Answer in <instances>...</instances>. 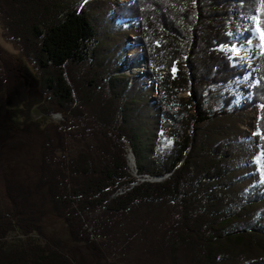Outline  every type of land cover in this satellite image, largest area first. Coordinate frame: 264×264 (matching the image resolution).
I'll return each mask as SVG.
<instances>
[{"label":"trees","instance_id":"1","mask_svg":"<svg viewBox=\"0 0 264 264\" xmlns=\"http://www.w3.org/2000/svg\"><path fill=\"white\" fill-rule=\"evenodd\" d=\"M92 1L83 0L77 10V7L66 6L65 0H0L4 35L31 60L36 70L45 75L41 92L47 101L61 105L63 111H68L73 104L72 89L68 84L71 82L69 69L87 64L86 50L96 35L95 25L86 12ZM117 7L112 18L128 21L136 27L137 35L132 45L138 46L139 51L130 55L133 59L128 56L124 68L116 73L126 79L146 77L142 87H150L152 91L151 98L150 93L147 97L146 109L147 129L151 134L147 157L141 158L145 141L141 135L142 127L133 122L138 113L137 106L120 107L113 93L115 85L102 81L99 82L108 85L112 91V99L117 101L118 108L116 113L111 112L106 117L97 111L100 120L96 117L95 121L103 126L93 132L96 134L95 147L104 158L99 163H95L91 154L79 155L68 162L57 155L64 140L60 126L58 143L53 137L43 142L38 175L34 184L29 185L8 174L1 163L0 144V179L9 201L7 209L0 207V264H85L76 255L80 244L96 253L99 264H109L104 249L113 245L121 250L131 249L139 233L145 236V248H141V252L160 263L164 262L166 250L175 264H219L220 252L230 256L223 247H216L211 241L190 248L192 246L181 231L167 241L168 247L162 245L150 223L157 209L185 201L187 194L183 185L185 175L191 169L200 175L198 182L201 185L220 180L228 172V167L218 158L228 159L233 151L227 148L222 154V143L200 157L204 160L202 166L193 165L196 163L198 132L205 122L257 108V135L264 162V51L258 60L257 71L252 70L247 62L237 57L236 47L253 37V27L252 31L242 32V39L238 29L235 30L238 13H244V18L254 14L256 27L264 33V0H133ZM144 59L147 60L144 74L136 70L127 73L132 64L145 62ZM11 73L12 67L4 60L0 47V86L8 81ZM85 80L93 85L92 80L87 77ZM80 84L83 86L82 82ZM220 87L224 91L219 96V105L211 108L208 100ZM77 109L82 111L80 107ZM87 122L91 123L90 118ZM119 140H126L133 151L138 177L130 175L123 156L126 151L119 149ZM143 176L161 179L142 181ZM121 188L127 191L116 195ZM213 191L217 198L215 187ZM141 210L146 215L142 216ZM203 211L198 224L214 232L221 224L232 229L228 240L234 247L242 244L246 237H254L247 236L233 222V218L240 216L239 209L235 216L224 215V219L214 209ZM95 212H98L95 218L103 235L112 240L113 245L104 240L97 242L93 230L84 227L83 217ZM49 214L64 225L74 243L72 246L65 247L58 238L52 240L47 236L45 223ZM129 216L136 220L123 234L122 222L129 221ZM15 229L26 238L22 244L17 246L2 241ZM35 234L47 241L33 239ZM257 236L263 239L264 230L258 229ZM146 238L150 240L149 245ZM194 249L195 253L191 254ZM109 250L117 251L115 248ZM244 260L241 259V264H264V255ZM228 262L237 264L235 257L226 264ZM112 264L123 263L117 260Z\"/></svg>","mask_w":264,"mask_h":264},{"label":"rangeland","instance_id":"2","mask_svg":"<svg viewBox=\"0 0 264 264\" xmlns=\"http://www.w3.org/2000/svg\"><path fill=\"white\" fill-rule=\"evenodd\" d=\"M82 1L73 0L70 3L65 0V4L73 9L77 7L78 10L83 5ZM131 1L133 0H94L87 5L86 12L95 25L96 35L86 50L88 65L83 64L69 69L71 82L68 84L72 89L73 104L68 111H63L56 101H47V97L41 92V82L45 75L36 70L31 60H28L18 46L4 35L5 30L0 20V47L4 60L12 67L8 81L0 86L1 163L11 177L18 178L29 185L34 184L38 175L37 165L40 161L42 144L52 137L58 143L57 132L60 131V126L63 128L64 140L60 144L61 149L57 151V155L68 162L79 155L91 154L95 158V163H99L100 159L104 158L98 154L95 147L96 134L94 135L93 132L101 130L103 126L101 122L95 121L96 117H99L97 111L100 110V115L106 117L111 112H117L118 104L120 107L131 104L137 106L138 113L133 122L142 127L141 135L145 141L141 158L146 159L149 147L148 138L151 135L150 130L147 129L149 117H147L146 109L147 97L149 93L150 98L152 95L151 88L142 87L143 82L147 80L146 77L135 76L126 79L121 73H116L124 68L128 56L129 59H133L134 56L130 57V55L139 51L138 46L132 45V40L137 35L136 27L130 25L128 21L112 18L114 8H118L117 6L121 3ZM244 15V13H238L236 19L235 30L238 29V36L242 39V32L251 31V27L254 32L249 41H243L239 44L240 47H236V55L247 62L252 70L257 71L258 60L262 55L259 54L262 51L260 33L254 28V14L246 18ZM141 61L140 73L144 74L147 71V63ZM132 66L127 71L128 74L135 71ZM85 77L95 83L91 81L93 85L87 84L86 80L83 81ZM99 81L115 85L113 93L117 97L118 104L112 99V91L109 90L108 85ZM223 91L221 87L215 89V96L208 100L211 108L218 107L219 96ZM182 95L187 96L188 93ZM76 104L82 111L77 109ZM88 118L91 123L87 122ZM257 118L258 109L255 108L237 114L229 113L201 125L195 147L196 163L193 165L202 166L201 162L204 160L200 157L222 143V154L227 148L233 151L228 159L218 158V161L228 167V172L223 174L220 180L209 182L210 186L201 185L198 182L200 175L192 172V169L185 175L183 185L187 194L184 196L185 201L170 203L162 209H157L152 216L150 224L153 223L155 237L161 244L164 243L168 247L167 241L174 239L175 235L181 231L180 234L185 235L187 243L192 246L190 248L193 249V247L201 246V243L207 244L211 241L212 245L223 247L232 260L235 257L237 264L242 263L241 259H245V262L257 255H264V238L257 236L258 229L264 230V162L257 135ZM155 126H153V131L156 130ZM125 143L126 140H119V149L126 151V155L123 154V156L127 160L130 175L138 177L135 156ZM88 144L94 147H87ZM128 157L134 158L132 165ZM212 186L218 193L217 198L213 194ZM8 206L6 188L0 179V207L5 210ZM210 208L214 209L215 213H219L221 218L224 215L235 216L236 209H239L238 214L243 217L236 216L233 222L247 236L254 237H246L242 244L234 247L233 242L228 240L232 229L223 227L221 224L216 226L214 232L206 226H200L197 220L204 215L203 210L207 212ZM141 214L146 215L144 210H141ZM97 215L98 212L87 213L83 221L88 225L89 231L93 230L97 242L104 240L113 245V241L103 235L102 228L95 218ZM135 220L134 216H129V221L122 222L123 234H126L125 230ZM45 225L46 234L50 236V239L58 238L65 247L74 244L65 232L64 225L54 215H48ZM32 238L40 242L45 240L37 234ZM144 238V233L137 234L131 249L126 247L121 250L115 245L104 249L107 262L112 264L119 260L123 264H175L172 255L166 252L167 250L164 253L163 263L154 260L145 252L142 253V249L145 248ZM24 239H26L25 236L15 229L2 241L18 246ZM146 240L149 239L146 238ZM147 244H150V240ZM110 248H115L117 251H108ZM195 251L196 249L191 254ZM77 252H79L76 254L78 259L84 260L85 264H99L98 256L91 248L80 244ZM177 256V261H179L180 255ZM194 256L197 255L194 254ZM230 256L226 252H220L219 264H226Z\"/></svg>","mask_w":264,"mask_h":264},{"label":"built area","instance_id":"3","mask_svg":"<svg viewBox=\"0 0 264 264\" xmlns=\"http://www.w3.org/2000/svg\"><path fill=\"white\" fill-rule=\"evenodd\" d=\"M259 33V32H258ZM262 47H263V44H262V42H261V50H262ZM262 52H263V50L262 51H260V55L262 54ZM258 59V58H257ZM129 158V157H128ZM161 179V178H160ZM160 179H158V178H151V177H148V176H143L142 178H140V180H149V181H154V180H160ZM125 191H127V189H123V188H121V189H119L118 191H117V193H116V195H119V194H123ZM85 228H87V229H89L88 228V225L86 224L85 225Z\"/></svg>","mask_w":264,"mask_h":264},{"label":"bare ground","instance_id":"4","mask_svg":"<svg viewBox=\"0 0 264 264\" xmlns=\"http://www.w3.org/2000/svg\"><path fill=\"white\" fill-rule=\"evenodd\" d=\"M132 68L135 69V70L139 69V72H140L141 69H142V61H140V62H138L137 64L133 65ZM133 69H132V70H133ZM137 71H138V70H137ZM131 151H132V150H131ZM131 154H132V153H131ZM133 159H134V158H129V161L131 162V165H132ZM131 165H130V166H131Z\"/></svg>","mask_w":264,"mask_h":264},{"label":"snow or ice","instance_id":"5","mask_svg":"<svg viewBox=\"0 0 264 264\" xmlns=\"http://www.w3.org/2000/svg\"><path fill=\"white\" fill-rule=\"evenodd\" d=\"M262 39H264V33H262Z\"/></svg>","mask_w":264,"mask_h":264},{"label":"water","instance_id":"6","mask_svg":"<svg viewBox=\"0 0 264 264\" xmlns=\"http://www.w3.org/2000/svg\"><path fill=\"white\" fill-rule=\"evenodd\" d=\"M145 60V59H144ZM145 62H147V60H145ZM133 155V154H132Z\"/></svg>","mask_w":264,"mask_h":264}]
</instances>
